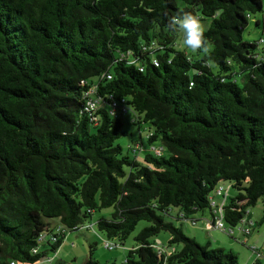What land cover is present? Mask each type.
Here are the masks:
<instances>
[{"label":"trees","instance_id":"1","mask_svg":"<svg viewBox=\"0 0 264 264\" xmlns=\"http://www.w3.org/2000/svg\"><path fill=\"white\" fill-rule=\"evenodd\" d=\"M262 8V0H0V264H32L46 255L42 243L56 252L81 228L123 244L141 220L149 224L120 264H239L165 216L213 209L208 196L227 181L233 192L214 208L224 225L254 224L258 199L264 221V40L243 38ZM184 12L210 19L208 53L178 48L167 25ZM88 89L99 98L93 112ZM120 107L148 124V148L132 147L140 160L115 142L125 134ZM162 231L166 243L151 240ZM92 250L84 264H107Z\"/></svg>","mask_w":264,"mask_h":264},{"label":"rangeland","instance_id":"2","mask_svg":"<svg viewBox=\"0 0 264 264\" xmlns=\"http://www.w3.org/2000/svg\"><path fill=\"white\" fill-rule=\"evenodd\" d=\"M262 11L252 14L247 26L245 27L243 31V38L249 41H258L260 39L264 40V0H262ZM201 22L204 24L205 28L208 27L210 23L209 18H205L201 20ZM258 22V23H257ZM183 34L178 33V36L176 38L177 46L180 49L186 50V52L190 54H195V52L192 51L191 48H186L183 45ZM122 130L125 132V134L120 135L116 139V143L119 144L123 152H128L130 156L136 155V157L140 160L141 154L139 152L132 150L133 144L135 143H142L143 149L148 148L147 144V134H148V124L145 122L137 123L134 122L133 113L130 111H127L122 116ZM152 147H159V142L154 141L152 143ZM139 151V150H138ZM137 153V154H136ZM221 185L225 187H229V184L227 181H222L220 183ZM229 187V192L232 193L233 189ZM176 208L173 207L170 209L169 214L166 215L165 218L169 221H172L176 225H183L184 223L180 224V219H176ZM207 210V209H205ZM214 210V208H213ZM102 211V212H101ZM100 212L94 213V218H97L99 214H105L108 215L111 211L110 208L102 209ZM250 211L252 214L253 219L254 218H261L262 216V204L261 200L258 199L256 204L252 207H250ZM190 218L196 219V226L202 221L200 218V213L196 212L195 214L191 215ZM185 220V223H190V220ZM94 220V219H93ZM92 220V221H93ZM260 220V219H259ZM46 221L49 222L51 225L56 224L58 225V218H46ZM90 221H86L85 225L90 224ZM149 223L147 221H139L136 225L135 229L131 232V234L128 236V238L123 242V244H117L114 248L108 249L104 246L105 236L100 233L96 227L93 228H81L79 230H73L66 233V236L59 246V248L56 250V252H53L52 250H48L49 246H47L46 242L42 243L39 246L40 250H46V256L53 257L54 260L50 264H55L59 261L62 262H70L71 264H84V261L88 257L90 247H93V257L97 259L101 263H107V264H120L122 260H124L127 251L131 246L134 244V236L137 234V232L143 228L144 226L148 225ZM258 230L260 231V235L258 238L260 242L262 238L264 237V222H261L260 224H257ZM196 229V228H195ZM191 230V228H189ZM169 236V234L165 231L160 232L157 236L152 237L151 240H154L156 242L165 243L166 238ZM210 237L213 236L210 234ZM248 237V236H247ZM246 237L247 242H249ZM200 239V238H199ZM198 242V241H197ZM117 243V242H116ZM200 244L204 245L206 242L202 240L199 242ZM222 245H224L226 248H230L231 246L227 244V242L220 241ZM247 243L246 245H248ZM243 247L250 251L245 244H242ZM215 246V244L212 242L211 245H209V248ZM239 261V260H238ZM241 264V261H239ZM17 264H24V263H17ZM264 264V263H263Z\"/></svg>","mask_w":264,"mask_h":264},{"label":"crops","instance_id":"3","mask_svg":"<svg viewBox=\"0 0 264 264\" xmlns=\"http://www.w3.org/2000/svg\"><path fill=\"white\" fill-rule=\"evenodd\" d=\"M206 209L207 210L203 209V210L198 211L200 213V218L202 219V221L197 225V227H195L196 222H195V224H192L191 221H190V223H185V220L188 221L189 218L188 219H184V218L180 219V221H181L180 224L184 223L182 226L180 225V227L182 228V230L187 235L193 237L198 242H201L202 240H204L206 243L207 242H210V243L213 242L215 244V246H220V247H223L225 249H229V250L233 251L234 253L237 254L238 260L241 261V264H252L255 261L260 262V264L264 263V250H263V248H264V237L262 238V240L260 242H258L260 239V238H258L260 235V231L258 230V226H256L257 224L261 223L259 220L260 218H258V217L254 218V220H253L254 224L252 227H250L251 231L249 234H245L242 231V227L247 226V225H245L246 220H243V222L238 223L237 226L231 227L230 232H226L224 230H221V229L214 227L213 222L215 219L216 212H214L213 209H209V208H206ZM176 214H177V212H176ZM249 216H250V218L252 217L251 211L249 213ZM176 219H178V218L176 217ZM191 219H194L196 221L195 218H190L189 220H191ZM251 219H253V217ZM246 224H248V222ZM54 225L55 224H53L52 226H54ZM189 228H191V230H189ZM210 234L213 236L212 238L210 237ZM246 237H247V239H249L248 240L249 242H247ZM168 238H169V236L166 238V241L168 240ZM166 241H165V243H166ZM220 241L227 242V244H229L231 247L226 248L224 245H222L220 243ZM247 243H249V244L246 245ZM242 244H245L247 246V248L252 244L259 245V246H261L260 252L259 253L253 252L252 250H250V248H248L250 250V251H248L243 247Z\"/></svg>","mask_w":264,"mask_h":264},{"label":"built area","instance_id":"4","mask_svg":"<svg viewBox=\"0 0 264 264\" xmlns=\"http://www.w3.org/2000/svg\"><path fill=\"white\" fill-rule=\"evenodd\" d=\"M108 77H110V75H108ZM91 92H92V89H88V91L86 92L85 94V109L87 111H91L93 112L94 109H96V107H98V105L100 104L99 103V98H95V97H92L91 96ZM108 98L112 99L111 96H108ZM111 108L109 110V113L110 115L116 117L118 116V107L117 105L119 104L117 101L115 100H111ZM120 110L121 112H126V108L125 107H120ZM93 119H95V117L93 116ZM151 151H154L155 153L157 154H160V148L159 147H152L151 148ZM228 192V187H224L222 186L221 184H218V186H215V188L212 190V192L210 193V195L208 196V201H209V205L212 207V208H215L216 211L218 210V212L221 211V206L224 204V201H225V196ZM221 195H222V199L219 200V197L221 198ZM191 223L192 224H195V220L192 219L191 220ZM249 225L251 226L253 223L252 221L248 222ZM213 225L214 227L218 228V229H221V230H224L226 232H230L231 231V228L224 225L223 221H222V218L220 215L215 214V219H214V222H213ZM243 226L242 227V231L247 234L249 233L250 231V226ZM57 230H62V227L61 226H56ZM43 237V235H41V238ZM104 246L108 249H111V248H114L115 246H117V243L113 240H105L104 242ZM251 249L253 251H255L257 249V246L256 245H252L251 246ZM54 260L53 257H48V256H44L42 258H40L39 260H37L36 262L32 263V264H50L52 261ZM17 262L14 261V260H11L10 261V264H16ZM254 264V263H252Z\"/></svg>","mask_w":264,"mask_h":264},{"label":"clouds","instance_id":"5","mask_svg":"<svg viewBox=\"0 0 264 264\" xmlns=\"http://www.w3.org/2000/svg\"><path fill=\"white\" fill-rule=\"evenodd\" d=\"M167 27L183 34L182 42L186 48H191L193 52L208 53V42L204 36L206 28L197 16L188 12L178 13L169 19Z\"/></svg>","mask_w":264,"mask_h":264}]
</instances>
